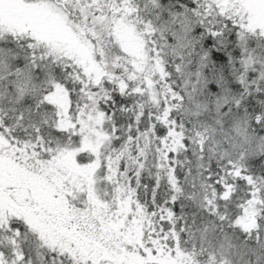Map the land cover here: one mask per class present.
<instances>
[{"label": "snow or ice", "instance_id": "1", "mask_svg": "<svg viewBox=\"0 0 264 264\" xmlns=\"http://www.w3.org/2000/svg\"><path fill=\"white\" fill-rule=\"evenodd\" d=\"M0 264H264V0H0Z\"/></svg>", "mask_w": 264, "mask_h": 264}]
</instances>
